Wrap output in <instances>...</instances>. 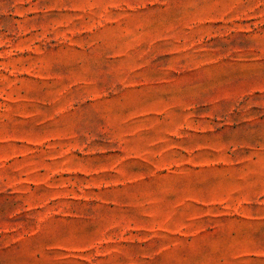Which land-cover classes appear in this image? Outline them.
Wrapping results in <instances>:
<instances>
[{
    "label": "rangeland",
    "instance_id": "374dc122",
    "mask_svg": "<svg viewBox=\"0 0 264 264\" xmlns=\"http://www.w3.org/2000/svg\"><path fill=\"white\" fill-rule=\"evenodd\" d=\"M0 264H264V0H0Z\"/></svg>",
    "mask_w": 264,
    "mask_h": 264
}]
</instances>
